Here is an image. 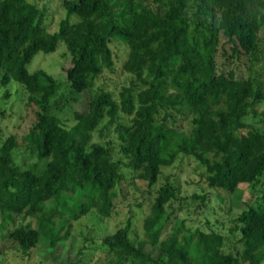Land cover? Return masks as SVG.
I'll return each mask as SVG.
<instances>
[{"label": "trees", "instance_id": "1", "mask_svg": "<svg viewBox=\"0 0 264 264\" xmlns=\"http://www.w3.org/2000/svg\"><path fill=\"white\" fill-rule=\"evenodd\" d=\"M152 2L154 6L137 0H64L66 15L50 32L44 13L29 0H0V84L17 82L35 111L21 139L10 134L0 145V213L32 217L41 224L40 230L22 224L9 237L24 253L41 236L47 240L46 251L69 249L75 247L74 221L91 211L111 217L123 175L113 158V143L93 138L105 119L111 124L124 113L131 123H118L119 150L134 178L151 187L164 167L193 156L210 187L235 192L246 183L259 200L238 217L241 249L226 252L221 233L181 222L163 238L171 218L168 204L177 197L176 188L166 184L154 197L140 240L131 237L130 219L103 238L107 253L102 264H263L264 194H259L264 187V130L249 126L245 118L264 102V83L217 72L215 31L228 38L235 55L257 60L260 26L248 12L256 2L264 7V0ZM191 2L208 9L210 24L218 27L191 21ZM112 40L129 48L123 69L146 84L136 93L124 87L118 99L96 86L103 71L114 65ZM60 42L71 56L62 79L44 69L29 70L37 53H53ZM61 83L77 95L88 92L87 107L75 111L72 126L52 112ZM168 109L193 115L191 130L179 127ZM22 145L38 157L27 167L14 160V150ZM73 249L78 258L70 264H81L83 251Z\"/></svg>", "mask_w": 264, "mask_h": 264}, {"label": "rangeland", "instance_id": "2", "mask_svg": "<svg viewBox=\"0 0 264 264\" xmlns=\"http://www.w3.org/2000/svg\"><path fill=\"white\" fill-rule=\"evenodd\" d=\"M44 13V25L50 32L58 29L61 19L66 15L64 0H29ZM143 4L154 6L152 0H137ZM200 2H191L188 8V16L193 22H203L206 27L217 28L218 23H211L212 18L208 9L201 10ZM209 14H207V13ZM207 14V15H206ZM248 18L260 26L259 35L260 52L258 59L254 60L250 55H235L232 45L222 31H215L218 36L217 43V72L229 74L234 72L239 79L254 78L264 83V7L257 2L248 12ZM205 20H208L206 23ZM195 26V25H194ZM110 47L114 53V65L106 69L99 76L96 86L111 91L118 99L119 93L124 87H132L136 93L146 86L136 76L126 72L123 64L127 60L129 48L118 40H112ZM70 53L65 44L60 42L55 52L45 54L39 52L32 62L28 64L31 72L44 69L49 74L62 79L64 70L70 64ZM2 72L0 71V79ZM64 80V79H63ZM9 92V95H7ZM52 98V112L61 118L66 126L75 123L76 110L87 107L88 92L81 95L75 94L66 84L61 83L58 92ZM73 97L75 99H73ZM177 120V125L186 132L192 128V118L187 110L176 111L168 109ZM165 113V112H164ZM163 113V114H164ZM35 111L26 101V95L22 87L15 81L9 86L0 84V145L10 135L17 138L26 134L35 119ZM251 127L264 130V102L257 103L250 115L245 118ZM118 123L128 125L131 117L120 113L117 121L109 123L105 119L94 133V141L105 143L111 141L114 146L115 160L120 163L123 179L118 185L115 198V208L109 218H104L91 211L74 221L72 233L75 235L69 249L60 246L52 252L46 251L47 240L41 236L37 245L24 253L20 245L9 237V232L14 228L31 223L38 230L41 229L39 220L24 215H3L0 213V264H70L78 258L73 249H80L84 253L81 264H102L106 255V247L103 238L114 233L127 221L132 220L131 237L140 240L144 234V219L149 214L152 202L157 192L166 184L176 188L177 197L168 204L171 218L164 229L163 238L168 236L179 222L185 227L204 231H216L225 237L224 249L226 252L236 253L241 249V232L238 217L248 206L258 202V196L252 194L248 184L242 183L235 192L212 188L206 180L205 169L193 158V156L181 157L173 166L164 167L158 182L149 186L146 181L134 178L133 171L127 166L128 160L119 150L120 139L117 133ZM15 162L27 167L38 160L26 145L14 150ZM259 194H264V187ZM264 264V263H263Z\"/></svg>", "mask_w": 264, "mask_h": 264}]
</instances>
